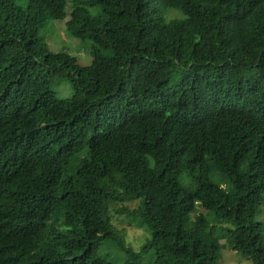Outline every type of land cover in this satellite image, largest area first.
Listing matches in <instances>:
<instances>
[{"label":"trees","instance_id":"trees-1","mask_svg":"<svg viewBox=\"0 0 264 264\" xmlns=\"http://www.w3.org/2000/svg\"><path fill=\"white\" fill-rule=\"evenodd\" d=\"M23 2L0 0V264H264V0H70L90 67L41 36L66 0ZM134 201L136 252L111 215Z\"/></svg>","mask_w":264,"mask_h":264},{"label":"rangeland","instance_id":"rangeland-1","mask_svg":"<svg viewBox=\"0 0 264 264\" xmlns=\"http://www.w3.org/2000/svg\"><path fill=\"white\" fill-rule=\"evenodd\" d=\"M65 18L62 21H48L45 26L46 29L41 31V36L46 39L48 47L53 52L66 51L72 57L78 59V64L81 67H90L92 64L91 42H82L81 40L72 38L65 30V22L68 21L71 13L70 0H66ZM26 2L24 0L23 4ZM180 15V14H179ZM176 12H171L170 17L175 18L179 16ZM56 97L59 99H69L71 97V90L68 83L64 82L57 90ZM139 207V201L122 203L111 208V215L117 230L124 236L125 243L130 246L135 252L148 239L151 238V231L146 226H140L136 221H133L127 214L118 213L122 209L133 211ZM256 221L264 222V213L259 212L255 217ZM225 226L233 225L224 223ZM234 228V227H233ZM224 242H222L223 244ZM97 256L112 264H154L156 261L155 251H149L140 260L133 261L127 252L119 250L116 244L105 241L97 251ZM221 264H251L246 258L233 249L223 248L221 251Z\"/></svg>","mask_w":264,"mask_h":264}]
</instances>
